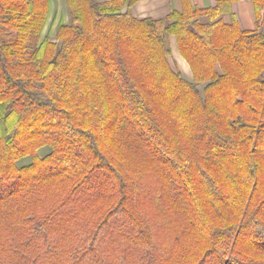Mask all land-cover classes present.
I'll return each mask as SVG.
<instances>
[{
	"label": "trees",
	"instance_id": "1",
	"mask_svg": "<svg viewBox=\"0 0 264 264\" xmlns=\"http://www.w3.org/2000/svg\"><path fill=\"white\" fill-rule=\"evenodd\" d=\"M66 2L0 0V264H264V31Z\"/></svg>",
	"mask_w": 264,
	"mask_h": 264
},
{
	"label": "crops",
	"instance_id": "2",
	"mask_svg": "<svg viewBox=\"0 0 264 264\" xmlns=\"http://www.w3.org/2000/svg\"><path fill=\"white\" fill-rule=\"evenodd\" d=\"M104 3L108 0H95ZM184 8L193 10H211L218 13L215 21L227 25L236 23L241 30L255 33L264 31V10H258L254 0H137L131 8V14L140 20L166 19L173 12H183ZM209 16L201 17L202 22H208ZM168 43L172 56L177 54L172 62L174 68L179 69L184 78L189 81L194 79L193 70L189 62L181 55L175 35H170ZM171 59V61L173 60Z\"/></svg>",
	"mask_w": 264,
	"mask_h": 264
},
{
	"label": "rangeland",
	"instance_id": "3",
	"mask_svg": "<svg viewBox=\"0 0 264 264\" xmlns=\"http://www.w3.org/2000/svg\"><path fill=\"white\" fill-rule=\"evenodd\" d=\"M51 3H52L51 17H50V20L48 22L47 28L45 29L44 36L49 35L51 41H53L55 43L58 42V45H61V41H58L55 37V28H56V25L61 20H64L65 23L69 24L71 22V13H70V9H69V6H68L66 0H51ZM87 45H88V43H87ZM176 54L177 53L174 52V55L172 56V52H171L170 61H171V59H173L175 57ZM172 62L175 63V60L173 59L171 61V64H172ZM175 69L179 71V69H177V68H175ZM199 88L201 91H203L204 85H199ZM24 128H25V130L29 129L27 126H25ZM50 150H51L50 146L41 147L39 149V154L41 156H45L46 154H48L50 152ZM30 162H31V158L27 157L24 160L20 161V164L23 165V164H27ZM245 239L249 240L248 237H246Z\"/></svg>",
	"mask_w": 264,
	"mask_h": 264
}]
</instances>
